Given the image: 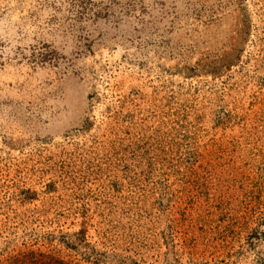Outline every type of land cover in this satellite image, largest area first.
I'll return each mask as SVG.
<instances>
[{"label": "rangeland", "instance_id": "rangeland-1", "mask_svg": "<svg viewBox=\"0 0 264 264\" xmlns=\"http://www.w3.org/2000/svg\"><path fill=\"white\" fill-rule=\"evenodd\" d=\"M0 264H264V0H0Z\"/></svg>", "mask_w": 264, "mask_h": 264}]
</instances>
